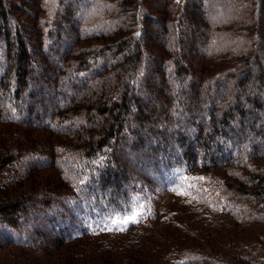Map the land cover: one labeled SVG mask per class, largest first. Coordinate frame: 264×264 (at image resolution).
<instances>
[{"label":"trees","instance_id":"16d2710c","mask_svg":"<svg viewBox=\"0 0 264 264\" xmlns=\"http://www.w3.org/2000/svg\"><path fill=\"white\" fill-rule=\"evenodd\" d=\"M262 7L0 0V264H264ZM179 176L192 200L159 247L92 232Z\"/></svg>","mask_w":264,"mask_h":264},{"label":"rangeland","instance_id":"374dc122","mask_svg":"<svg viewBox=\"0 0 264 264\" xmlns=\"http://www.w3.org/2000/svg\"><path fill=\"white\" fill-rule=\"evenodd\" d=\"M146 5V3H145ZM158 5V3L153 2L151 4V10L153 8H156ZM104 6V3L102 2H98L96 5H92L90 7H88V9L84 6H82L81 8H79L77 10V14L79 16H87L88 14H90V12L92 11H96V10H102ZM153 11V10H152ZM222 17V15H221ZM221 17L219 15L217 16H213L212 18L209 19V21H230V20H235L237 19L238 21H246V18H242V17H237L236 15L234 16H225L224 19H221ZM26 19L25 16L21 15L20 17L16 14H14V18L13 19ZM260 18V19H259ZM258 24L260 21V24H264V7H262L260 9L259 12V17L254 19ZM114 22V21H111ZM122 22H126L125 18L124 21L121 20H116L115 23L116 25H121ZM156 22V21H155ZM157 25V23H155ZM159 24V23H158ZM115 24H110L104 27H100L99 30L101 29L102 31H109L113 29V26ZM15 26L17 27L18 25L15 23ZM24 28V32H25V36L27 38H30L29 36H31L32 31L29 29L25 30ZM100 30V31H101ZM154 31H156L157 29L154 28ZM95 31H97V29L95 28ZM158 31V30H157ZM174 32L175 31V27H174ZM260 42L258 44L256 43H252V48H258L257 50H259V54H261L260 58H261V62L262 65L264 66V41H262L261 39V35L259 36ZM258 39V40H259ZM169 41H171V39H169ZM235 45L236 47L239 48H243L245 47L244 44L242 43V39H240V36H238L236 38V40L230 41V40H226L225 42H223L219 48L221 47H230ZM250 45V46H249ZM248 46L251 47V43H249L248 41ZM60 49L62 50V45H60ZM237 49V51H238ZM150 50V49H149ZM148 50V54L149 51ZM60 52L58 51V53H55V59L59 60L60 59ZM55 60V61H56ZM253 69V71L255 72L256 67L254 65H252L251 70ZM22 112V111H21ZM263 116V114H261ZM23 118V117H22ZM125 152H129V150L124 149ZM150 175V173L148 174ZM151 176V175H150ZM199 176L194 177L195 180L198 179ZM168 179V178H167ZM182 177H176L175 180H170L168 179V183H166V185H162V187H159L160 189L155 191V192H151L149 191L151 197H146V195L144 196V198L138 199L136 200L135 204L132 207V211L127 213V214H119V217H116L113 221H109L107 220L108 223H102L101 225H96L97 230H94L92 232H97L99 234H103L105 231H107L108 229H114L117 231H120L122 229H124L126 226L127 228L133 224V229L135 230L136 227L138 229L136 230H144L146 232H149L151 236V239H154L152 242L153 248L159 247L157 245L156 240H159L160 236H163V232H161V229H163L164 227H168L169 225L171 226V222L173 220H176L180 213L177 212L178 208H180L182 211L184 210V208L177 202V201H188V200H192V194H190L191 191V187H190V182L186 185H183L182 182ZM165 207V208H164ZM163 208V210L161 209ZM168 208V210H167ZM172 212V213H171ZM112 222V223H111ZM169 222V223H167ZM111 223V224H110ZM109 224V225H108ZM134 230L128 232L127 234H130L132 232H134ZM89 232V233H92ZM158 232V233H157ZM114 237L115 238H109L108 236L102 237V236H98V237H92L89 236L87 239H83L82 242L85 243L86 241H92V242H98V243H102V242H106L107 244H109L112 241H118V239H121L122 237H117L116 238V232H113ZM101 239V240H99ZM141 239H144L143 237L140 238L139 241H141ZM163 247V246H162ZM90 249V248H89ZM90 252V251H88Z\"/></svg>","mask_w":264,"mask_h":264}]
</instances>
